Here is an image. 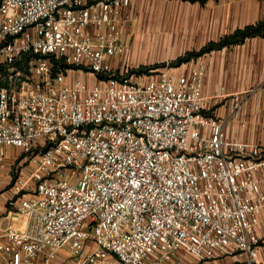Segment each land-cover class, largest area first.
I'll use <instances>...</instances> for the list:
<instances>
[{
    "label": "built area",
    "instance_id": "built-area-1",
    "mask_svg": "<svg viewBox=\"0 0 264 264\" xmlns=\"http://www.w3.org/2000/svg\"><path fill=\"white\" fill-rule=\"evenodd\" d=\"M131 3L0 0L1 264H261L263 150L203 112L202 60L116 63Z\"/></svg>",
    "mask_w": 264,
    "mask_h": 264
},
{
    "label": "crops",
    "instance_id": "crops-1",
    "mask_svg": "<svg viewBox=\"0 0 264 264\" xmlns=\"http://www.w3.org/2000/svg\"><path fill=\"white\" fill-rule=\"evenodd\" d=\"M189 7L192 33L183 43L185 52L199 50L208 42L264 19V0H191ZM128 51L127 47L125 53L117 56V64H128ZM200 60L205 66L203 112L222 121L230 140L258 145L264 153V37H248L174 68L187 72ZM9 197L0 193V234L9 225L20 227L24 220L22 215H9ZM257 232L264 242V209ZM184 258L185 264H238L240 259L238 255H226L198 260L188 254ZM258 260L264 264V244ZM52 264L75 263L64 249Z\"/></svg>",
    "mask_w": 264,
    "mask_h": 264
},
{
    "label": "rangeland",
    "instance_id": "rangeland-1",
    "mask_svg": "<svg viewBox=\"0 0 264 264\" xmlns=\"http://www.w3.org/2000/svg\"><path fill=\"white\" fill-rule=\"evenodd\" d=\"M190 2L132 0L127 10L129 17L123 27V36L129 50V65L142 71L164 67L161 64L178 67L171 64L179 56L185 55L183 43L191 38L192 33ZM19 156L16 160L11 159L6 168L0 169V193L11 195L7 189L20 168L18 161L22 157Z\"/></svg>",
    "mask_w": 264,
    "mask_h": 264
},
{
    "label": "trees",
    "instance_id": "trees-1",
    "mask_svg": "<svg viewBox=\"0 0 264 264\" xmlns=\"http://www.w3.org/2000/svg\"><path fill=\"white\" fill-rule=\"evenodd\" d=\"M253 36L264 37V19L258 21L255 24L247 25L244 28L236 29L233 33L227 34L217 41L208 42L199 50L188 51L185 53V55L179 56L171 65L180 66L183 63L191 61L194 58H198L207 52L215 49H222L225 46L244 42L246 38ZM55 66L56 70L64 69L66 67V64L62 60H59L56 61ZM160 66H165V64H161Z\"/></svg>",
    "mask_w": 264,
    "mask_h": 264
}]
</instances>
